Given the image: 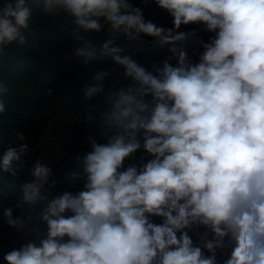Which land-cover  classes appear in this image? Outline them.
Masks as SVG:
<instances>
[{"label":"clouds","instance_id":"obj_1","mask_svg":"<svg viewBox=\"0 0 264 264\" xmlns=\"http://www.w3.org/2000/svg\"><path fill=\"white\" fill-rule=\"evenodd\" d=\"M152 2L0 3V66L8 46L29 43L37 18L62 16L83 41L76 55L85 65L111 59L133 81L109 83L108 70L84 86L87 100L102 97L106 109L91 107L77 123L99 119L106 142L90 138V150L76 157L69 179L83 181L77 192L52 196L54 171L35 161L16 207L46 202L35 217L46 228H31L35 238L5 253V264H221L217 249L223 264H264V0H154L171 28L145 18ZM189 25L213 34L197 61L186 51ZM121 30L171 46L177 63L146 69L115 43ZM101 32L111 36L99 48L85 39ZM7 93L0 80V114ZM17 135L20 143L0 151V170L13 176L30 152ZM4 217L16 231L34 220L12 208Z\"/></svg>","mask_w":264,"mask_h":264},{"label":"trees","instance_id":"obj_2","mask_svg":"<svg viewBox=\"0 0 264 264\" xmlns=\"http://www.w3.org/2000/svg\"><path fill=\"white\" fill-rule=\"evenodd\" d=\"M132 2L143 6L142 0ZM145 18L166 28L173 27L172 17L155 5L154 0L145 9ZM34 27L36 31L29 37L27 45L18 46L14 43L8 46L5 60L0 66V80L8 86V93L3 97L6 111L0 114V151L13 143H20L17 135L20 132H23L24 142L30 148V152L23 158L24 165L17 169L15 176L0 170V235L13 230L5 221L4 211L12 208L14 216L20 215L21 209L16 207L19 202L16 195L20 185L31 179L29 169L36 160L47 164L54 171L53 179L57 183L52 196L63 191L82 190L83 181L69 179L70 173L79 166L76 157L90 150V138L106 142L103 136L105 129L99 119L87 128L77 123L78 116L85 115L103 99L97 97L87 100L83 94L84 86L95 83V74L108 70L112 71L109 83L119 81L121 87L133 84V81L123 76V69L111 59L85 65L82 58L76 55L83 41L72 38V25L66 18H37ZM198 29L197 25L182 27L183 31H194L202 44L209 41L213 34ZM110 36L107 32L91 33L85 39L99 48ZM115 43L125 47L133 59L148 70H152L154 64L162 65L165 60L177 63L176 57L169 50L171 46L162 47L151 37L136 35V38H130L121 30L116 34ZM202 44L187 42L186 51L190 59L198 60L197 54L202 51ZM105 109L106 106L100 104L98 111ZM141 155H144L143 150L136 154L137 160ZM38 204L42 209L47 206L46 202ZM154 222L160 223V218H154ZM45 228L46 225H43L41 230ZM197 231L204 230L201 228ZM21 234L13 237L20 238ZM30 236L34 239L36 233L30 232ZM193 240H197L195 235ZM217 255L223 264L224 253L217 249Z\"/></svg>","mask_w":264,"mask_h":264},{"label":"crops","instance_id":"obj_3","mask_svg":"<svg viewBox=\"0 0 264 264\" xmlns=\"http://www.w3.org/2000/svg\"><path fill=\"white\" fill-rule=\"evenodd\" d=\"M43 209L41 208V206L39 205V207L36 209V207L34 209H24L23 211H21L20 215H24V216H27V215H33L34 217V220H33V223L28 225L24 230H21V231H16V230H10L8 232H5V233H2L0 235V254H2V258L1 260H3V256L5 253H7L8 251L12 250L14 248V246L11 245L10 243V239L11 237L15 236V234H19V233H29L32 232L31 231V228L33 227H36L37 225L40 227L43 226V225H40L39 224V221L37 219H35V217H37L36 215V212H41ZM21 234V235H22ZM21 237V236H20ZM28 240H21V243H20V246L21 244L27 242ZM19 246V245H18ZM15 247V248H19V247ZM8 248H10V250H7ZM0 260V262H1Z\"/></svg>","mask_w":264,"mask_h":264},{"label":"built area","instance_id":"obj_4","mask_svg":"<svg viewBox=\"0 0 264 264\" xmlns=\"http://www.w3.org/2000/svg\"><path fill=\"white\" fill-rule=\"evenodd\" d=\"M197 26L199 27V29H198L199 31H202L203 30L202 26H200V25H197ZM188 42H195L198 45H201L202 44V41L196 35H192L191 36V39ZM21 240H31L30 234L29 233H23L20 238H18V237H12L10 239V243L13 246H18L21 243Z\"/></svg>","mask_w":264,"mask_h":264},{"label":"rangeland","instance_id":"obj_5","mask_svg":"<svg viewBox=\"0 0 264 264\" xmlns=\"http://www.w3.org/2000/svg\"><path fill=\"white\" fill-rule=\"evenodd\" d=\"M124 31V30H123ZM135 35V34H134ZM134 38H136V35L134 36ZM38 153H40V152H38ZM38 153H37V155H38ZM36 209L39 207V204H37L36 206ZM38 214H39V212H36V215L38 216ZM13 246V245H12ZM19 246H20V244H19ZM18 246V247H19ZM15 247H17V246H14V248ZM7 250H10V248H8ZM1 258H2V254H0V260H1ZM0 264H5V261L4 260H1V262H0Z\"/></svg>","mask_w":264,"mask_h":264}]
</instances>
